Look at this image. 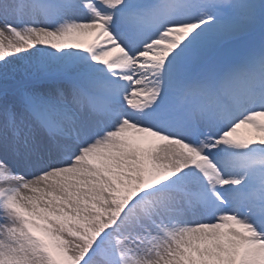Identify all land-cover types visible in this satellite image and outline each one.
Instances as JSON below:
<instances>
[{"label": "snow or ice", "instance_id": "6c2138e0", "mask_svg": "<svg viewBox=\"0 0 264 264\" xmlns=\"http://www.w3.org/2000/svg\"><path fill=\"white\" fill-rule=\"evenodd\" d=\"M0 264H264V0H0Z\"/></svg>", "mask_w": 264, "mask_h": 264}, {"label": "rangeland", "instance_id": "374dc122", "mask_svg": "<svg viewBox=\"0 0 264 264\" xmlns=\"http://www.w3.org/2000/svg\"><path fill=\"white\" fill-rule=\"evenodd\" d=\"M85 39H89V38H85ZM239 131H240L242 134H247L248 129H247L246 127H242Z\"/></svg>", "mask_w": 264, "mask_h": 264}]
</instances>
